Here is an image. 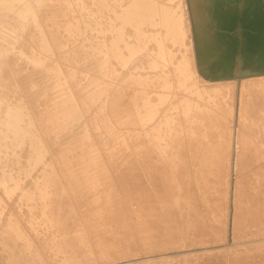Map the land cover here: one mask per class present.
Here are the masks:
<instances>
[{"label":"rangeland","instance_id":"374dc122","mask_svg":"<svg viewBox=\"0 0 264 264\" xmlns=\"http://www.w3.org/2000/svg\"><path fill=\"white\" fill-rule=\"evenodd\" d=\"M131 1L103 0L105 6L95 10L96 0H81V4L80 0L78 4L76 0H66L68 7L64 3L58 5L63 4L60 5L61 8L65 5L62 10L66 7L67 11L72 10L62 11L55 4L57 13L53 16L56 19L52 15L51 17L55 21L53 23L58 25L55 29L61 32L60 35L63 31L66 32L64 27L63 31L60 29L66 16L76 18L79 32L74 31L76 35L71 40H76L68 41L69 47L71 44V47L80 45V42L91 44L93 39L102 41L105 36L110 35L117 23L113 17V9ZM155 1L175 6L174 0ZM73 3L77 8H71L75 7ZM52 7L48 5V9ZM77 9L81 12H77ZM62 13L65 16H61ZM58 14L60 18L56 16ZM30 20L34 21L33 18ZM53 25L50 26L52 29ZM147 26L144 23L143 27ZM27 32L28 30L18 34L14 50L20 47ZM130 39L134 40V35ZM89 44L80 46V49L84 48L81 53L85 57L83 58L79 50L78 58L80 61L83 59L81 62L84 64L77 62L78 58L75 60L76 65H86L87 69L82 67L85 68L83 70L90 68L88 63L92 60L90 54L87 56L93 50ZM169 45L175 55L174 61H179L184 54V46L179 42H170ZM140 52H135L133 56L128 54L130 59L127 63H117L114 58L113 66L117 75H124L127 70H133L137 65L143 67L142 71H146L154 60L159 61L160 65L163 64V59L157 54L155 39L144 41ZM45 55L50 56L51 52L47 51ZM22 59L19 61L23 62ZM81 67L76 69L77 79L83 77ZM114 68H106L100 74L96 91L106 87L105 80L114 79ZM160 71L161 68L158 69ZM90 77L91 73L87 79ZM57 79L58 71L55 70L51 82ZM33 86L39 87L37 83ZM50 88L51 83L46 87L47 91ZM131 89L125 93L131 92ZM139 91H132L130 98L139 96ZM19 97L25 103L26 96ZM42 97H37V104H33L38 110L39 120L44 117L41 114L48 111L44 104L46 99ZM166 98L163 108H166L169 118L182 116L174 120L180 119L183 129L203 130L194 133L201 138L199 144L193 142L191 134L190 145H182L178 137L174 143L172 137L166 136L163 147L167 150V156L160 163L155 184L159 183L167 188L157 190L158 192L147 179L151 176L148 177L147 174L145 178L138 157L133 160L134 157L127 156L121 164H114L118 152L130 153L140 129L138 128L137 134L135 130L133 132L136 141L123 150L119 141L110 139L115 135L109 137V132L120 129L125 117L117 114L111 117L110 111L103 108L100 112L103 117V130L94 132L84 113L74 106L76 100L73 97L71 120L62 126H67L62 132L57 133L59 142L54 141L57 143L55 149L47 145L46 139L41 140L39 130L30 133V137L34 136L36 142L42 145L40 147L44 152V157L38 164H26L24 152L28 141L21 147L11 149L17 153L11 152L9 163L22 176V188L10 195L0 186V264H264V109L251 107L248 114L241 112V117H237L235 98L229 100V107L223 109L218 97L208 103L209 116L204 124H200L201 119L192 117L190 113L185 115L180 107L175 108V103L171 108L174 100L172 95ZM123 99L127 97L124 95ZM53 104L56 105V102ZM101 105L104 103L98 107ZM260 105L264 108V102ZM30 111L34 114L33 109ZM100 114L94 112L93 116ZM127 121L131 122L127 125L133 130L135 123L131 118ZM17 155L18 161L14 162ZM148 163L153 164V161ZM113 165L118 174L127 167L125 182L129 186L125 187L119 177L114 175ZM134 165L137 166L133 170L136 180L130 167L134 169ZM1 167L2 163L0 178L3 169ZM41 190H48V193L40 196ZM26 191L34 192L31 200L23 195ZM149 197L152 202H149ZM126 203L128 206L125 208ZM15 222L26 238L17 234ZM77 222L81 234L75 227ZM10 226L15 230L10 229ZM197 231L200 235H196ZM27 239L33 242L31 249L27 248ZM201 242L205 244L202 245ZM214 245L221 246L217 250L208 248L189 251L184 255L153 257L162 253Z\"/></svg>","mask_w":264,"mask_h":264},{"label":"bare ground","instance_id":"6f19581e","mask_svg":"<svg viewBox=\"0 0 264 264\" xmlns=\"http://www.w3.org/2000/svg\"><path fill=\"white\" fill-rule=\"evenodd\" d=\"M76 1L78 4V0ZM174 1L175 6H168L155 0H132L113 9V17L117 23L104 40L93 39L91 44L87 42L91 49L93 48L91 52L87 50L90 52L87 56L90 54L92 60L88 63L90 68L83 70L86 65H82L85 68L79 65L83 60L80 58L82 59L80 61L78 58L79 50L81 53L84 48L80 49V46H88V44L80 42V45L71 47L72 44L69 43L71 45L68 46V41L76 33L74 31L79 32L76 18L66 16L64 24L62 23L60 27V29L64 27L66 32L64 33L62 29L61 35V32L55 29L58 25L53 23L55 21L52 19L57 13L55 8L59 3H64L68 7L66 0L57 2L56 0H0V163L3 168L0 186L3 191L14 195L22 188V176L18 174L16 167L9 163L11 152L17 153L16 150L11 151V149L21 147L28 141L24 152L26 164L32 166L38 164L43 159L44 152L40 147L42 145L36 142L34 136L30 137V133L39 130L41 140L46 139L47 145L55 149L56 142H59L58 137L56 138L57 133L62 132L67 127L62 128V126L71 120L70 111L71 106L74 105L72 97L76 100L74 106L84 113L94 132L103 130V117L100 114L103 108L110 111L111 117L113 114L125 117L120 129L109 132V137L115 135L110 139L113 141L115 138L119 141L123 145V150L136 141L133 132L135 130L137 134L138 128L140 129L130 153L118 152L113 162L118 165L127 156L134 157L133 160L138 157L145 178L147 174L148 177L151 176L152 179H147L156 192L167 188L165 185L155 184L160 163L164 160V156H167L165 153L167 150L163 147L166 136L172 137V142L178 137L182 145H190L191 134L193 142L199 144L201 138L194 133L203 130L202 128L183 129L181 120H174L182 116L169 118L166 108H163L167 96L172 95L174 99L171 108L175 103V108L180 107L185 115L190 113L192 117L201 119L200 124H204V120L209 116L208 103L218 97L223 109L229 107L227 102L235 98L237 117L238 115L241 117V112L244 115L248 114L251 107L264 109L260 105L264 102V0ZM95 3L97 4L95 10L105 6L103 0H96ZM48 5L53 6L52 9H48ZM74 5L75 7L71 8H77L76 4ZM46 8L49 11H46ZM62 8L60 7L61 10ZM59 14L56 16L60 18ZM64 14L61 16H65ZM31 18L34 21L31 22ZM48 19L53 20L50 21L52 24L47 22ZM144 23L148 25L147 28L143 27ZM52 25L53 29L50 27ZM26 30L28 32L23 42L14 50V42L18 34ZM131 35H134V40L130 39ZM151 39H155L157 54L163 59V64L160 65L159 61L154 60L146 71H142L143 67L137 65L133 70H127L124 75H117L113 59L116 58L117 63H127L130 59L128 54L129 56H133L135 52L140 54L144 41ZM170 42L173 44L179 42L184 46V54L177 62L174 61L175 55L170 49ZM47 51L51 52L50 56L45 55ZM75 60L79 61L77 65ZM79 67L82 68L80 69L85 80L83 77L75 78L76 69ZM106 68H114L116 76L112 80H105L106 87L96 91V85L99 83L97 80ZM159 68L162 71L158 72ZM55 70L58 71V79L51 82ZM90 73L91 77L87 79ZM34 83L39 87H32ZM50 83L51 88L47 91L46 87ZM129 88H132L131 92L125 93ZM137 90H140L139 96L130 98ZM20 95L26 96L25 103L20 101ZM124 95L127 99H123ZM39 96L46 99L44 104L48 107L47 114H41V117H45L42 118L45 119L43 122L40 121L42 119L39 120L38 110L33 107V104H37ZM39 99L41 101V98ZM205 99L207 101H204ZM53 102H56V105ZM101 103L104 105L98 107ZM32 109L34 114L30 111ZM94 112H99L100 116H93ZM128 118L135 123L133 130L127 125L131 124L130 121L126 122ZM138 144L142 145L137 146ZM17 159L18 155L14 162L18 161ZM151 161L153 164L148 163ZM168 162L167 164L170 163ZM112 167L114 175L119 177L125 187L129 186L130 184L125 182L128 175L127 167L121 174H118L115 165ZM130 167L132 172L137 168L135 165L134 169ZM41 176L43 174L38 178ZM133 176L136 180L134 172ZM142 183L143 179L140 181L141 185ZM47 191L41 190L40 196L48 193ZM23 195L31 200L34 192L26 191ZM152 201L149 197V202ZM127 206V203L124 204L125 208ZM118 207L122 206L118 205ZM15 224L17 234L26 238L19 225L16 222ZM11 227L10 229L13 228ZM75 227L81 234L78 222ZM33 229L36 230V227ZM198 234L197 231L196 235ZM27 240V248L31 249L33 242ZM201 244L205 243L201 242ZM220 246L195 247L157 254L153 257L184 255L189 251L208 248L217 250ZM39 259L41 260V257Z\"/></svg>","mask_w":264,"mask_h":264}]
</instances>
